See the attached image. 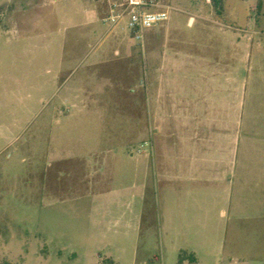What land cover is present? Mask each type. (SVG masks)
<instances>
[{
  "label": "rangeland",
  "instance_id": "374dc122",
  "mask_svg": "<svg viewBox=\"0 0 264 264\" xmlns=\"http://www.w3.org/2000/svg\"><path fill=\"white\" fill-rule=\"evenodd\" d=\"M15 1L0 0V264H179L181 252L196 264H264V194L250 178L207 222L187 209L190 228L177 221L176 232L160 218L139 230L133 165L116 161L112 183L126 197L95 200L90 188L96 159L135 155L141 83L161 55L225 70L219 81L241 89L235 169H264V0L260 12L258 0H221L219 11L155 0L169 20L143 46L124 20L103 21L108 0H17V24ZM111 169H99L103 187Z\"/></svg>",
  "mask_w": 264,
  "mask_h": 264
},
{
  "label": "crops",
  "instance_id": "0c3cea01",
  "mask_svg": "<svg viewBox=\"0 0 264 264\" xmlns=\"http://www.w3.org/2000/svg\"><path fill=\"white\" fill-rule=\"evenodd\" d=\"M15 2L11 14L17 24L24 6ZM193 21L189 17V24ZM153 62L139 91L142 127L136 139L141 143L150 138L151 149L125 158L96 159L91 168V197L129 195L128 187L119 189L112 183L121 170L117 160L133 165L139 180L131 195L142 203L140 231L157 218L164 222V231H181L173 226L177 221L189 229L190 207L200 210L198 221L207 222L210 209L227 200L231 204L233 191L239 198L249 178L264 194V169H235L241 136L240 87L222 84L219 79L226 77L225 70H209L208 61L196 67L179 66L177 59L161 55L154 56ZM104 162L112 167L105 187L99 176Z\"/></svg>",
  "mask_w": 264,
  "mask_h": 264
},
{
  "label": "built area",
  "instance_id": "2783aa9c",
  "mask_svg": "<svg viewBox=\"0 0 264 264\" xmlns=\"http://www.w3.org/2000/svg\"><path fill=\"white\" fill-rule=\"evenodd\" d=\"M108 3V15L103 21L113 29L124 20L125 28L141 46L147 31L169 20L170 8L159 5L155 0H108ZM151 145L150 138L142 141L136 153L149 151Z\"/></svg>",
  "mask_w": 264,
  "mask_h": 264
},
{
  "label": "trees",
  "instance_id": "16d2710c",
  "mask_svg": "<svg viewBox=\"0 0 264 264\" xmlns=\"http://www.w3.org/2000/svg\"><path fill=\"white\" fill-rule=\"evenodd\" d=\"M209 1L216 10L218 9L217 11L221 10L222 8L221 0H209ZM261 8H262V2L261 0H258L256 3V11L260 12ZM184 261H188L189 264L197 263L196 257L193 254H186L185 252H181L179 254L178 263L182 264ZM109 263L113 264V261L110 260Z\"/></svg>",
  "mask_w": 264,
  "mask_h": 264
}]
</instances>
